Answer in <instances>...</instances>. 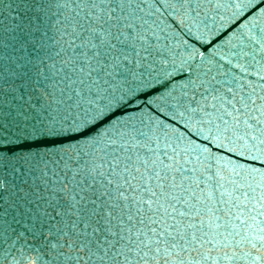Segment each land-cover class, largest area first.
Segmentation results:
<instances>
[{
    "label": "snow or ice",
    "instance_id": "snow-or-ice-1",
    "mask_svg": "<svg viewBox=\"0 0 264 264\" xmlns=\"http://www.w3.org/2000/svg\"><path fill=\"white\" fill-rule=\"evenodd\" d=\"M0 264H264V0H0Z\"/></svg>",
    "mask_w": 264,
    "mask_h": 264
}]
</instances>
